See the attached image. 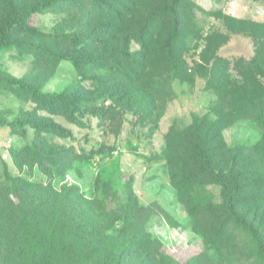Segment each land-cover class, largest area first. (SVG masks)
<instances>
[{
  "label": "rangeland",
  "instance_id": "obj_1",
  "mask_svg": "<svg viewBox=\"0 0 264 264\" xmlns=\"http://www.w3.org/2000/svg\"><path fill=\"white\" fill-rule=\"evenodd\" d=\"M96 1L48 5L47 0H0V79L19 83L0 84V144L10 137L13 153L36 148L59 149L62 155L61 161L51 159L54 167L43 161L19 166L13 156L0 160V204L4 206L0 264H18L20 215L18 210L6 213L7 201L17 204L10 194L14 182L47 190L52 201L47 205L59 207L62 221L75 223L71 229L78 225L73 235L81 239L72 235L71 243L81 245L89 237L90 256L85 264H103L94 255L97 227L128 213L129 200L135 201L138 213L128 224L118 221L113 228L122 229L118 244L125 259L120 264H264V115L259 118L258 112L238 101L242 95L222 86L226 76L239 81L236 72L226 70L228 63L254 57L253 40L244 32L249 26L244 24H264V0H183L178 15L182 29L188 33L197 22L201 38L185 54L184 81L163 86L162 95L168 89L164 104L142 112L125 103L117 105L109 98L113 88L102 86L97 91L99 85H92L91 77L110 69L88 55L94 50L87 36L92 28L89 20L96 16ZM162 1L156 0L157 8ZM38 5V12L27 13ZM19 15L20 22L14 23ZM95 50L109 53V47ZM212 55L225 62L218 63L211 75L203 73L210 66L200 59ZM199 65L202 69L197 74L194 70ZM260 65L264 73V59ZM258 82L264 88V76ZM25 85L32 86L35 94ZM247 91L251 95L253 89ZM252 98L264 105V94L256 92ZM75 104L79 111L70 107ZM107 109L114 111L106 116ZM216 115L227 123L220 134L223 148L210 147L205 152L217 168L229 157H237L245 176L240 182L241 166L235 163L226 191L222 174L219 180H203L195 193L181 191L186 198L196 194L209 199L215 211L206 227L189 216L172 181L173 176L182 177L171 171L166 157L172 162L180 159L184 140L180 130L193 116L215 121ZM71 188L78 190L77 195L65 198ZM140 229L159 244L157 263L149 256L155 249L139 239ZM203 229L215 240L212 250L199 234Z\"/></svg>",
  "mask_w": 264,
  "mask_h": 264
},
{
  "label": "trees",
  "instance_id": "obj_2",
  "mask_svg": "<svg viewBox=\"0 0 264 264\" xmlns=\"http://www.w3.org/2000/svg\"><path fill=\"white\" fill-rule=\"evenodd\" d=\"M67 1L70 0H47L46 4L52 5ZM183 3H185L183 0H163L161 7L157 8L156 0L96 1L94 4L96 6L94 16H96L89 20L92 28L90 36H87L92 39L91 48L94 50L88 51V55L92 56L91 61L97 59L102 61L104 66L110 67L109 71L104 69L105 74L90 78L92 85H99V87L96 85L97 91L102 86L106 87L105 90L113 88L115 92H112L109 98L113 99L117 105L125 103L131 105V108L136 107L137 112L149 110L157 103L164 104L165 98H168V89L162 95V87L174 80L184 81L188 69L185 54L188 53L189 47L201 38V30H199L197 22L192 24V29L188 33L182 29L178 15ZM39 8V5L32 7L27 13L38 12ZM164 18L168 20L169 25L165 23ZM20 19L21 15L15 17L13 22L18 23ZM244 25L249 26V29L244 32H247L253 40L254 57L250 60L238 59L233 63H228L230 68L226 70L228 73L236 72L239 81H236L232 76L231 78L226 76L225 80H222V86L227 91L242 95V97H238V101L243 102L242 105L250 106L252 111L258 112L259 118H262L264 105L256 103L252 97L256 92L264 94V88L258 82L259 78L264 76L260 67V60L264 59V24L248 22ZM95 35L97 36L95 37ZM101 35L103 37L97 39ZM97 46L103 47L104 50L109 47V53L104 55L100 50L101 54H97L95 50ZM135 46L137 49H134ZM200 62L210 66V69L203 70V73L207 72L211 75L214 67L225 60L212 55L209 58L202 57ZM77 69L79 75L84 76V72L80 70L79 66ZM201 69L202 67L199 65L194 71L200 74ZM6 83L19 84L13 79H0V84ZM25 87L31 94H35L32 86L25 85ZM251 88L253 92L250 95L247 90ZM96 94L101 93L97 92ZM88 100L91 102V99ZM70 107L75 112L80 110L76 104ZM107 110L106 116H109L110 111H114ZM226 124L218 116L215 121L193 116L191 123L180 130V135L184 139L182 153L178 155L180 159L172 162L170 157H166L171 171H178L182 177V179L172 177L173 186L179 192L181 202L195 223L196 220H199L206 227L211 225L215 211L209 199L195 196L196 194L195 198H186L181 191L186 189L191 194L195 193L196 187H200L203 180H208L211 177L219 180L221 174L223 180L220 181L226 191L231 186L230 181L236 169L235 163L241 166V172L237 176L239 181L243 182L245 172L242 160L237 157H229L226 161L221 162L222 166H218L220 168L218 169L213 166L214 162L211 156L205 152V149L210 147H214L215 150L223 148L220 134ZM227 154L231 156V151L228 150ZM9 156H13L19 166H30L41 161L50 163L51 159L61 161L62 158L59 149L38 151L36 148H32L16 154L12 151V145L9 147ZM49 165L54 167L56 164L50 163ZM77 193V189L71 188L65 191L64 197L69 198ZM10 194L17 199V204L6 200L8 203L6 213L18 210L20 215L16 229L20 246L19 251L15 254L18 264H63L64 262L85 264L89 261L90 250L88 248L91 245L87 242L89 237L85 236V240H81V245L70 242L72 235L79 230L78 225L75 229H71L75 223L62 221L60 216L62 210L59 207L53 209V204L47 205L52 201H49L46 189L23 182H14ZM3 198L5 199V196ZM127 202L130 207L128 213L121 214V217L119 215L112 217L110 221H106L107 223L99 228L97 227L98 238L92 240V242L95 240L96 244L94 255L103 264H110L115 260L116 264H120L125 259L124 249L118 244L122 229L113 230V228L118 221L124 225L128 224V219L138 213L139 209L135 201ZM3 208L4 206L0 204V218H2ZM100 213V210H97V214L100 215ZM110 231L111 233H109ZM199 234L203 235L209 249L212 250L210 246H214L215 240L211 238L210 231L203 229V233L199 232ZM138 237L150 243L151 247L155 249L149 256L153 263H157L159 244L151 240L141 229ZM73 238L81 239L78 234L73 235ZM209 249L205 252H208ZM127 257L126 261L131 256ZM77 260H82V262L79 263Z\"/></svg>",
  "mask_w": 264,
  "mask_h": 264
},
{
  "label": "built area",
  "instance_id": "obj_3",
  "mask_svg": "<svg viewBox=\"0 0 264 264\" xmlns=\"http://www.w3.org/2000/svg\"><path fill=\"white\" fill-rule=\"evenodd\" d=\"M12 144V138H6L3 143L0 144V159L6 160L9 157V147Z\"/></svg>",
  "mask_w": 264,
  "mask_h": 264
}]
</instances>
